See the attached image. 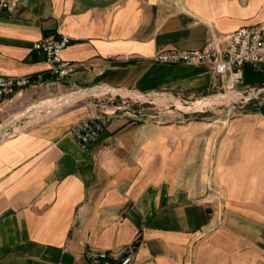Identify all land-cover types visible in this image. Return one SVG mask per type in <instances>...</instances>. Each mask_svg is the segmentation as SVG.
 I'll return each mask as SVG.
<instances>
[{
	"label": "crops",
	"instance_id": "crops-1",
	"mask_svg": "<svg viewBox=\"0 0 264 264\" xmlns=\"http://www.w3.org/2000/svg\"><path fill=\"white\" fill-rule=\"evenodd\" d=\"M16 1L0 13V74L46 81L0 111L43 87L190 98L226 90L233 77L210 65L155 57L264 23V0ZM60 35L76 67L50 81L34 43ZM242 77L257 85L264 71L247 66ZM78 97L0 124V264H89L100 251H133L132 264H264V114L215 126L163 124L119 104L57 113ZM97 114L111 121L85 151L69 130Z\"/></svg>",
	"mask_w": 264,
	"mask_h": 264
},
{
	"label": "built area",
	"instance_id": "built-area-1",
	"mask_svg": "<svg viewBox=\"0 0 264 264\" xmlns=\"http://www.w3.org/2000/svg\"><path fill=\"white\" fill-rule=\"evenodd\" d=\"M16 0H0V13L14 12ZM67 35L45 37L34 43V48L45 54L51 65L48 79L64 78L75 71L76 64L64 59L62 52L70 44ZM155 61L164 64L210 65L216 74L231 75L233 82L242 78L247 66H264V23L242 26L224 38L211 33L203 47L193 50L165 49L158 53ZM46 81L45 75L7 76L0 74V105L6 98L17 95L24 89ZM233 84H230L232 87ZM151 96V94H147ZM111 121L110 114H97L75 123L69 133L80 147L88 151L96 145ZM133 251L111 253L100 251L93 255L89 264H132Z\"/></svg>",
	"mask_w": 264,
	"mask_h": 264
},
{
	"label": "rangeland",
	"instance_id": "rangeland-1",
	"mask_svg": "<svg viewBox=\"0 0 264 264\" xmlns=\"http://www.w3.org/2000/svg\"><path fill=\"white\" fill-rule=\"evenodd\" d=\"M257 67L264 71V66L258 65ZM243 78L238 82H232L231 84L235 85L226 90L210 91L207 94H199L191 98L165 93H157L156 96L149 98L150 96L144 97L133 92L113 89L114 92H120L123 95L121 96L106 94L107 89L102 88L65 91L56 89L52 94L46 87L39 90L28 89L21 97L15 98L14 102L8 103L2 108L0 124L6 120L12 123L13 120L19 119L29 111H45L47 109L45 105L54 99L76 94L79 98L57 113L94 102L99 104V108L104 107L106 110L111 108L112 104L126 106L128 107L126 110L131 112L133 109H141L144 114H150L152 119L161 120L163 124L169 123L171 119H176L179 124L193 122L195 125L229 126L234 124L237 119L247 117L249 113L264 109V82H259L257 85H246L241 82ZM126 95H130L132 98ZM252 117L253 120H257V116ZM0 135L2 134L0 133Z\"/></svg>",
	"mask_w": 264,
	"mask_h": 264
},
{
	"label": "bare ground",
	"instance_id": "bare-ground-1",
	"mask_svg": "<svg viewBox=\"0 0 264 264\" xmlns=\"http://www.w3.org/2000/svg\"><path fill=\"white\" fill-rule=\"evenodd\" d=\"M72 97L75 98V97H77V95H76V94H73V95H69V96L66 95V96H64V97L62 96V99H61V101H59V102H66V103H67V102H68V99H69V98H72ZM60 98H61V97H60ZM78 98H79V97H78ZM56 100H57V99H56ZM69 102H70V101H69ZM52 104H53V103H52ZM57 104H58V103H57ZM50 105H51V104H50ZM43 110H44V109H43ZM41 111H42V110H41Z\"/></svg>",
	"mask_w": 264,
	"mask_h": 264
},
{
	"label": "trees",
	"instance_id": "trees-1",
	"mask_svg": "<svg viewBox=\"0 0 264 264\" xmlns=\"http://www.w3.org/2000/svg\"><path fill=\"white\" fill-rule=\"evenodd\" d=\"M257 112H258V111H257ZM259 112L262 113V114H264V109H261Z\"/></svg>",
	"mask_w": 264,
	"mask_h": 264
}]
</instances>
